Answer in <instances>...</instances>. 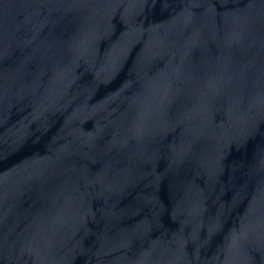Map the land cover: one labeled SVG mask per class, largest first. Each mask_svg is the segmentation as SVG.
Masks as SVG:
<instances>
[{
  "label": "water",
  "instance_id": "obj_1",
  "mask_svg": "<svg viewBox=\"0 0 264 264\" xmlns=\"http://www.w3.org/2000/svg\"><path fill=\"white\" fill-rule=\"evenodd\" d=\"M0 264H264V0H0Z\"/></svg>",
  "mask_w": 264,
  "mask_h": 264
}]
</instances>
